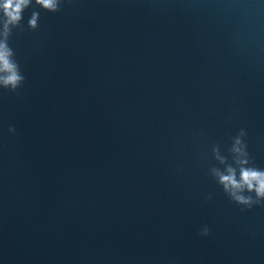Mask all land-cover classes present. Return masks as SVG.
Listing matches in <instances>:
<instances>
[{"label": "water", "instance_id": "1", "mask_svg": "<svg viewBox=\"0 0 264 264\" xmlns=\"http://www.w3.org/2000/svg\"><path fill=\"white\" fill-rule=\"evenodd\" d=\"M61 7L9 41L0 264H264V205L209 173L241 128L264 169V0Z\"/></svg>", "mask_w": 264, "mask_h": 264}, {"label": "clouds", "instance_id": "2", "mask_svg": "<svg viewBox=\"0 0 264 264\" xmlns=\"http://www.w3.org/2000/svg\"><path fill=\"white\" fill-rule=\"evenodd\" d=\"M63 0H0V89L16 93L25 83L19 62L16 60L15 50L10 46V38L15 29L23 31V13L33 8L27 21L28 29L35 31L39 28L40 12L37 8L49 13L62 11ZM9 132H15L14 127ZM247 132L241 128L231 138L228 149L230 156L221 153L218 143H213L212 157L220 166H212L210 175L223 189L224 193L242 210L253 206L264 205V169L256 167L251 160L245 142ZM222 166V167H221ZM211 194L206 199L210 200ZM210 228L204 225L199 235L207 237Z\"/></svg>", "mask_w": 264, "mask_h": 264}]
</instances>
